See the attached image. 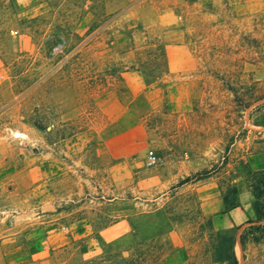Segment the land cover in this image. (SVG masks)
<instances>
[{
	"label": "rangeland",
	"instance_id": "374dc122",
	"mask_svg": "<svg viewBox=\"0 0 264 264\" xmlns=\"http://www.w3.org/2000/svg\"><path fill=\"white\" fill-rule=\"evenodd\" d=\"M261 1L0 0V264H262Z\"/></svg>",
	"mask_w": 264,
	"mask_h": 264
},
{
	"label": "trees",
	"instance_id": "16d2710c",
	"mask_svg": "<svg viewBox=\"0 0 264 264\" xmlns=\"http://www.w3.org/2000/svg\"><path fill=\"white\" fill-rule=\"evenodd\" d=\"M160 53L163 54L161 48ZM263 97L264 94L256 96L245 106L247 107L250 103L258 101ZM244 174L246 185L252 195L251 208L254 214V220L248 221V226L243 228L239 234L238 242L243 252L245 246L249 243L259 244L264 242V168L252 169L246 165L244 167ZM236 195L237 190L234 185L227 184L224 187L222 193L224 209L229 210L237 207ZM208 238L207 251L212 262L239 264L234 253L235 236L210 231ZM262 264H264V260Z\"/></svg>",
	"mask_w": 264,
	"mask_h": 264
},
{
	"label": "built area",
	"instance_id": "2783aa9c",
	"mask_svg": "<svg viewBox=\"0 0 264 264\" xmlns=\"http://www.w3.org/2000/svg\"><path fill=\"white\" fill-rule=\"evenodd\" d=\"M2 81V71L0 69V82ZM162 159L149 152L146 156L145 164L146 166H153L162 163Z\"/></svg>",
	"mask_w": 264,
	"mask_h": 264
},
{
	"label": "crops",
	"instance_id": "0c3cea01",
	"mask_svg": "<svg viewBox=\"0 0 264 264\" xmlns=\"http://www.w3.org/2000/svg\"><path fill=\"white\" fill-rule=\"evenodd\" d=\"M263 1V0H262ZM260 2L259 3V7H262V6H264V1L263 2ZM247 9H249L250 11H252V8H250L249 6H247ZM5 179V178H4ZM246 225V224H245ZM242 226H244V225H242ZM114 227H117V226H113V227H109V228H106V229H104V232H110L111 230H113L114 229Z\"/></svg>",
	"mask_w": 264,
	"mask_h": 264
}]
</instances>
